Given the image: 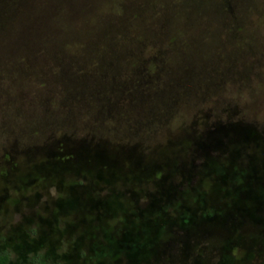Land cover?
I'll list each match as a JSON object with an SVG mask.
<instances>
[{
  "label": "rangeland",
  "instance_id": "1",
  "mask_svg": "<svg viewBox=\"0 0 264 264\" xmlns=\"http://www.w3.org/2000/svg\"><path fill=\"white\" fill-rule=\"evenodd\" d=\"M222 1L56 0L43 10L58 42L0 73V251L12 250L9 264L39 252L51 264H264V0H239L230 12ZM175 3L185 11L187 95L170 117L135 133L126 118L73 102L62 74L107 60L108 34L122 46L128 11L141 14L132 32H151ZM171 52L164 40L141 55L155 68ZM230 117L240 122L227 126L219 183L185 206L175 234L147 200L157 190L176 196L189 145Z\"/></svg>",
  "mask_w": 264,
  "mask_h": 264
},
{
  "label": "trees",
  "instance_id": "2",
  "mask_svg": "<svg viewBox=\"0 0 264 264\" xmlns=\"http://www.w3.org/2000/svg\"><path fill=\"white\" fill-rule=\"evenodd\" d=\"M54 1L56 0H0V73L9 68V65L12 70L19 72L21 69L16 66L17 56H22L24 60L37 51L44 55L48 54L50 49L46 45L50 42L53 46L58 42L53 28L47 23L46 14L42 13L46 8L53 10L56 5ZM232 1L233 4L228 0L222 1L217 7L223 12L238 11L243 7L241 1ZM178 4L175 3L171 9L166 6L167 11L159 14L158 18L161 19L162 25L160 27L158 25L155 30L151 29V32L141 28L140 32H132L131 25L135 21H140L141 14L139 11L133 14L128 11L133 19H130V24L127 23L128 30L123 29L122 46L115 42L116 38L113 35L108 34L103 38L108 51L106 55L109 54L107 60L101 56L95 62V68L91 73L74 71L71 76L62 74L63 77L66 76L64 78L66 82L67 79H71L70 95L73 102L77 105L84 103L94 105L99 113H105L108 118H126L128 131L135 133L138 130L154 129L161 119L170 117L176 104L187 95L185 11L177 8ZM181 4L185 5V1ZM164 40L171 44L172 56L171 53L167 58L160 55V58L163 56L161 65L147 68L141 55L144 48L153 50L155 43ZM56 57L55 54L54 58ZM171 57L176 59L174 61L176 67L171 65ZM125 71L129 73L127 79L121 81L114 79L115 75ZM94 74H98V77ZM134 110L141 111L139 118L131 116ZM68 119L69 117L64 116L56 121L62 128ZM232 119L227 118L223 123L219 120L208 123L203 129V138L196 137L189 145L186 150L187 164L174 178L179 184L174 191L176 196L165 190H157V195H153L154 192L151 199L147 200L155 216L173 221L171 228L173 233L182 230L177 225L181 220L185 221V206L191 209V202L205 199V193L219 183V162L222 161L224 151L228 149L227 126L240 122L236 120L233 123ZM74 155L71 153L66 159ZM224 181L231 182L228 179ZM170 239L173 237L167 240ZM12 254L10 249L0 251V264H9L14 259ZM28 264L51 263L44 253L39 252L31 256Z\"/></svg>",
  "mask_w": 264,
  "mask_h": 264
},
{
  "label": "flooded vegetation",
  "instance_id": "3",
  "mask_svg": "<svg viewBox=\"0 0 264 264\" xmlns=\"http://www.w3.org/2000/svg\"><path fill=\"white\" fill-rule=\"evenodd\" d=\"M57 263H58V264H59V263H60V264H65V263H64L63 261H61V260L55 262L54 264H57Z\"/></svg>",
  "mask_w": 264,
  "mask_h": 264
}]
</instances>
